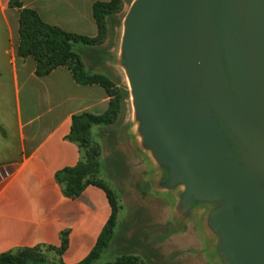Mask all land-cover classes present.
Instances as JSON below:
<instances>
[{
  "label": "water",
  "instance_id": "obj_1",
  "mask_svg": "<svg viewBox=\"0 0 264 264\" xmlns=\"http://www.w3.org/2000/svg\"><path fill=\"white\" fill-rule=\"evenodd\" d=\"M121 55L177 212L214 203L223 264H264V0H134Z\"/></svg>",
  "mask_w": 264,
  "mask_h": 264
},
{
  "label": "crops",
  "instance_id": "obj_2",
  "mask_svg": "<svg viewBox=\"0 0 264 264\" xmlns=\"http://www.w3.org/2000/svg\"><path fill=\"white\" fill-rule=\"evenodd\" d=\"M107 1L20 0L46 24L90 38L97 31L92 5ZM9 4L0 0V254L58 249L61 234L67 233L65 251L60 256L52 252L56 259L50 262L77 264L94 248L111 207L105 193L92 185L78 198H66L55 174L80 159L77 145L67 140L72 117L105 113L109 97L98 85L76 84L65 67L36 76L33 58L17 56L18 12ZM7 67L12 109L1 97ZM142 259L155 263L148 256Z\"/></svg>",
  "mask_w": 264,
  "mask_h": 264
},
{
  "label": "rangeland",
  "instance_id": "obj_3",
  "mask_svg": "<svg viewBox=\"0 0 264 264\" xmlns=\"http://www.w3.org/2000/svg\"><path fill=\"white\" fill-rule=\"evenodd\" d=\"M133 1L120 0L112 19L106 20L102 40L96 46L74 48L86 71L105 76L124 93H129L130 89L123 68L121 39L123 22ZM21 8L28 9L23 5ZM17 12L19 31L20 10ZM0 37L3 40L1 34ZM16 41L19 45V33ZM7 69L4 79L7 85L2 88L1 97L12 109V94L6 92L9 88ZM99 128V132L93 129L90 146L96 150V161L101 164L97 180L114 196L116 212L113 239L98 264L113 263L125 255L138 259L148 256L154 264H223L217 254L218 239L207 224L208 215L216 205L195 204L188 215L177 212L183 188L166 189V170L142 147L139 121L130 94L115 122ZM35 256L48 262L56 259L46 248H39Z\"/></svg>",
  "mask_w": 264,
  "mask_h": 264
},
{
  "label": "trees",
  "instance_id": "obj_4",
  "mask_svg": "<svg viewBox=\"0 0 264 264\" xmlns=\"http://www.w3.org/2000/svg\"><path fill=\"white\" fill-rule=\"evenodd\" d=\"M10 7L20 10L19 45L17 56L33 58L35 74L45 77L59 67L67 68L78 85H98L109 97L108 109L101 115L82 113L72 117L67 140L76 144L80 159L74 167L64 168L55 174V181L61 187L66 198H78L90 185L100 188L106 195L111 207V216L103 227L98 240L88 256L77 264H98L103 252L109 247L114 235V217L116 200L107 187L99 182L101 164L96 161L97 153L90 146L92 130L112 125L122 111L123 103L129 93L117 89L105 76L92 75L83 67L81 59L74 51L75 46L88 48L96 46L102 40L106 20L112 19L118 10L120 0L95 2L92 5V17L96 24L97 36L90 38L84 35L69 33L56 26L46 24L32 10L22 9L20 0H10ZM67 246V233L61 234V246L58 249L46 248L60 256ZM41 247L21 249L15 252L0 254V264H57L38 259L35 252ZM61 264V263H59ZM106 264H146L132 255H125L113 263Z\"/></svg>",
  "mask_w": 264,
  "mask_h": 264
}]
</instances>
